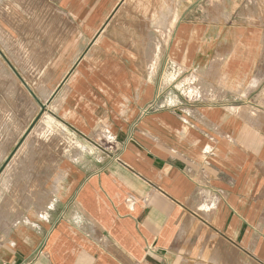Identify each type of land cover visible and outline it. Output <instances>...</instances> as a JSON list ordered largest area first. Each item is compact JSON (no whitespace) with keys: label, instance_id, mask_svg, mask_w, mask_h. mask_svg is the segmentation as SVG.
<instances>
[{"label":"crops","instance_id":"0c3cea01","mask_svg":"<svg viewBox=\"0 0 264 264\" xmlns=\"http://www.w3.org/2000/svg\"><path fill=\"white\" fill-rule=\"evenodd\" d=\"M250 1L264 2L201 21L194 0H0L11 70L23 57L58 82L45 94L76 139L46 216L0 237V264H264V22H239ZM195 78L210 90L190 100Z\"/></svg>","mask_w":264,"mask_h":264},{"label":"rangeland","instance_id":"374dc122","mask_svg":"<svg viewBox=\"0 0 264 264\" xmlns=\"http://www.w3.org/2000/svg\"><path fill=\"white\" fill-rule=\"evenodd\" d=\"M194 3L195 20L201 21L206 19L202 8L229 6V0H194ZM249 3L251 15L238 16L239 22L263 23L264 2ZM0 50L1 237L24 219L46 216L55 197L56 177L50 173L73 148L76 139L66 136L56 116L57 95H46L47 88L56 90L58 82L43 79L42 66L25 64L23 57L14 60L13 72L8 61L9 49ZM208 90L205 81L195 78L187 95L191 100Z\"/></svg>","mask_w":264,"mask_h":264}]
</instances>
